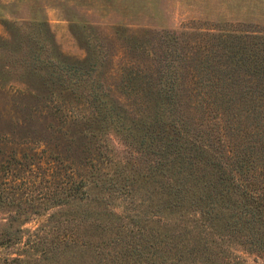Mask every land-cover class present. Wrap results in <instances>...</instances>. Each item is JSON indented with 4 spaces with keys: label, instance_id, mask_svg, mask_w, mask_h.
Listing matches in <instances>:
<instances>
[{
    "label": "trees",
    "instance_id": "obj_1",
    "mask_svg": "<svg viewBox=\"0 0 264 264\" xmlns=\"http://www.w3.org/2000/svg\"><path fill=\"white\" fill-rule=\"evenodd\" d=\"M199 26L181 30L179 43L174 32L159 36L158 49L150 39L130 43L121 94L136 110L132 115L117 97L89 90L102 111L98 120L115 121L136 156L105 177L73 179L58 194L59 209L47 219L55 223L47 229L23 228L27 217L10 215L0 244L23 246L0 264H257L264 258V23ZM26 34L27 54L46 74L75 76L85 64L57 51L45 27ZM96 126L82 122L90 139ZM113 192L127 213L112 207ZM82 199L86 223L77 231L68 224L77 214L58 216L63 205Z\"/></svg>",
    "mask_w": 264,
    "mask_h": 264
},
{
    "label": "rangeland",
    "instance_id": "obj_2",
    "mask_svg": "<svg viewBox=\"0 0 264 264\" xmlns=\"http://www.w3.org/2000/svg\"><path fill=\"white\" fill-rule=\"evenodd\" d=\"M238 21L264 23V0H0V233L12 214L27 217L23 228L51 227L55 218L47 219L59 209L57 196L73 179L105 177L134 159L136 152L115 121L98 120L102 111L89 92L106 91L128 114L136 111L121 94L132 41L150 39L158 49L155 41L164 34L174 32L179 43L186 28ZM44 27L57 51L85 63L75 76L64 70L58 79L33 65L26 32ZM95 55L97 62L87 67ZM85 120L99 123L91 139L82 127ZM110 201L117 212L127 213L116 192ZM62 207L58 217L77 214L68 224L82 230L85 200ZM22 246V241L0 244V258L16 255Z\"/></svg>",
    "mask_w": 264,
    "mask_h": 264
}]
</instances>
